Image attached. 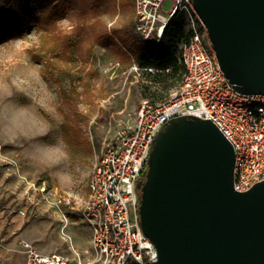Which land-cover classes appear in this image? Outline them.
Returning a JSON list of instances; mask_svg holds the SVG:
<instances>
[{
    "label": "rangeland",
    "instance_id": "rangeland-1",
    "mask_svg": "<svg viewBox=\"0 0 264 264\" xmlns=\"http://www.w3.org/2000/svg\"><path fill=\"white\" fill-rule=\"evenodd\" d=\"M8 17L31 21L10 33ZM134 19L133 0H0V264H24L25 243L91 256L80 208L95 163L131 136L144 91L162 94L137 63ZM34 183L57 198L29 205Z\"/></svg>",
    "mask_w": 264,
    "mask_h": 264
},
{
    "label": "water",
    "instance_id": "water-1",
    "mask_svg": "<svg viewBox=\"0 0 264 264\" xmlns=\"http://www.w3.org/2000/svg\"><path fill=\"white\" fill-rule=\"evenodd\" d=\"M193 8L235 89L264 95V0ZM234 168L232 144L209 120L177 118L156 136L139 202L154 264H264V180L236 191Z\"/></svg>",
    "mask_w": 264,
    "mask_h": 264
},
{
    "label": "built area",
    "instance_id": "built-area-1",
    "mask_svg": "<svg viewBox=\"0 0 264 264\" xmlns=\"http://www.w3.org/2000/svg\"><path fill=\"white\" fill-rule=\"evenodd\" d=\"M172 2L168 13L164 4ZM135 33L149 44H161L169 23L181 13L189 40L182 46L185 68L176 90L163 101L144 100L135 128L126 140L105 142L80 208L91 231V256L82 261L44 254L25 243L24 264H154L158 252L142 231L137 185L147 167L156 136L174 119L199 118L213 122L235 151L234 188L245 192L264 180V95L239 93L222 71L204 23L193 0H133ZM147 70L155 72V69ZM31 191V192H30ZM45 184L29 186L27 203L57 198ZM72 194L63 198L70 206ZM57 200V203H62Z\"/></svg>",
    "mask_w": 264,
    "mask_h": 264
},
{
    "label": "trees",
    "instance_id": "trees-1",
    "mask_svg": "<svg viewBox=\"0 0 264 264\" xmlns=\"http://www.w3.org/2000/svg\"><path fill=\"white\" fill-rule=\"evenodd\" d=\"M10 19L8 17L7 21V29L10 33L21 31L25 24H29L31 21L27 18L24 20L16 18L15 22H10ZM127 36L134 43L137 63L142 68L156 70L155 74H150V78L154 84L159 85L162 91L161 98H157L156 92L151 90L153 86H149L150 90L144 91V96L151 97L150 102L153 104L163 101L170 91L181 83L185 73V68L179 61L181 47L190 37L185 17L178 13L173 18L167 27L161 44H149L141 40L135 33L134 24Z\"/></svg>",
    "mask_w": 264,
    "mask_h": 264
},
{
    "label": "flooded vegetation",
    "instance_id": "flooded-vegetation-1",
    "mask_svg": "<svg viewBox=\"0 0 264 264\" xmlns=\"http://www.w3.org/2000/svg\"><path fill=\"white\" fill-rule=\"evenodd\" d=\"M145 179H146V172L144 171L143 174H142L141 180H140L139 184L137 185V191H138V194H139V201H140V194H141L140 186L145 181Z\"/></svg>",
    "mask_w": 264,
    "mask_h": 264
},
{
    "label": "clouds",
    "instance_id": "clouds-1",
    "mask_svg": "<svg viewBox=\"0 0 264 264\" xmlns=\"http://www.w3.org/2000/svg\"><path fill=\"white\" fill-rule=\"evenodd\" d=\"M37 151H38V153H40V152H41V150H40V149H38Z\"/></svg>",
    "mask_w": 264,
    "mask_h": 264
}]
</instances>
